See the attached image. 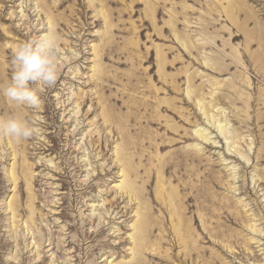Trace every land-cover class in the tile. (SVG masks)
<instances>
[{
	"label": "rangeland",
	"instance_id": "374dc122",
	"mask_svg": "<svg viewBox=\"0 0 264 264\" xmlns=\"http://www.w3.org/2000/svg\"><path fill=\"white\" fill-rule=\"evenodd\" d=\"M42 35V108L0 95L40 130L0 136V264H264V0H0V88Z\"/></svg>",
	"mask_w": 264,
	"mask_h": 264
},
{
	"label": "clouds",
	"instance_id": "9594fccd",
	"mask_svg": "<svg viewBox=\"0 0 264 264\" xmlns=\"http://www.w3.org/2000/svg\"><path fill=\"white\" fill-rule=\"evenodd\" d=\"M13 65L11 79L6 86L0 88V95L14 106L40 110L43 103L40 93L44 88L53 86L59 77L57 38L42 35L17 45ZM39 131L34 124L19 116L0 117V136L21 140L30 138Z\"/></svg>",
	"mask_w": 264,
	"mask_h": 264
},
{
	"label": "bare ground",
	"instance_id": "6f19581e",
	"mask_svg": "<svg viewBox=\"0 0 264 264\" xmlns=\"http://www.w3.org/2000/svg\"><path fill=\"white\" fill-rule=\"evenodd\" d=\"M204 63L209 64V62L206 61V60L204 61ZM220 65H221V64L218 63L217 67H213L212 65H210V66L212 67V69H219V70H222L223 67H220ZM170 87H171V85H170ZM171 90H172V89H171ZM189 93H190V91L188 90V91H187V94H186L187 97H189ZM200 101H201V100H199L198 103H199V105H200V107H201L202 104H200V103H201ZM201 109H202V107H201ZM203 114H205L204 111H203ZM197 134H198V136H199L202 140H204V139L207 140V138H206L205 136L203 137L202 134L199 133L198 131H197ZM237 152L240 154L241 157H245L240 151L237 150ZM245 159H246V161L248 160L247 157H245ZM122 171H123V170H122ZM123 174H124V172H123ZM122 182H124V180H123ZM121 186H124V188L127 189L126 191L129 190V193H130V194H132V195L134 194V195L136 196V191H135V189H134V188L132 189V188L130 187V185H128L127 183L124 182V183H123L122 185H120L119 187H121ZM139 230H141V227H139ZM138 264H144V262H140V263H138Z\"/></svg>",
	"mask_w": 264,
	"mask_h": 264
}]
</instances>
